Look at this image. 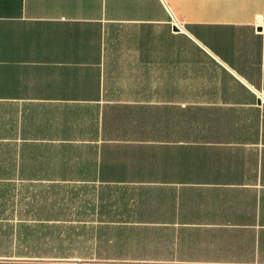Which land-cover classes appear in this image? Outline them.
<instances>
[{
  "label": "crops",
  "instance_id": "0c3cea01",
  "mask_svg": "<svg viewBox=\"0 0 264 264\" xmlns=\"http://www.w3.org/2000/svg\"><path fill=\"white\" fill-rule=\"evenodd\" d=\"M264 264V0H0V264Z\"/></svg>",
  "mask_w": 264,
  "mask_h": 264
},
{
  "label": "rangeland",
  "instance_id": "374dc122",
  "mask_svg": "<svg viewBox=\"0 0 264 264\" xmlns=\"http://www.w3.org/2000/svg\"><path fill=\"white\" fill-rule=\"evenodd\" d=\"M88 264H137V263H107L105 262V263H88Z\"/></svg>",
  "mask_w": 264,
  "mask_h": 264
}]
</instances>
